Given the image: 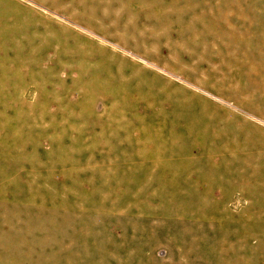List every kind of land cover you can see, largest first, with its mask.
Here are the masks:
<instances>
[{
	"label": "rangeland",
	"instance_id": "1",
	"mask_svg": "<svg viewBox=\"0 0 264 264\" xmlns=\"http://www.w3.org/2000/svg\"><path fill=\"white\" fill-rule=\"evenodd\" d=\"M0 264H264V0H0Z\"/></svg>",
	"mask_w": 264,
	"mask_h": 264
}]
</instances>
